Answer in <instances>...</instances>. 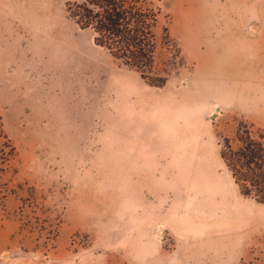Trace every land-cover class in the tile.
Returning <instances> with one entry per match:
<instances>
[{
  "label": "rangeland",
  "instance_id": "rangeland-1",
  "mask_svg": "<svg viewBox=\"0 0 264 264\" xmlns=\"http://www.w3.org/2000/svg\"><path fill=\"white\" fill-rule=\"evenodd\" d=\"M72 1L0 0V264H264V204L219 155L264 131V0H147L162 87Z\"/></svg>",
  "mask_w": 264,
  "mask_h": 264
},
{
  "label": "trees",
  "instance_id": "trees-1",
  "mask_svg": "<svg viewBox=\"0 0 264 264\" xmlns=\"http://www.w3.org/2000/svg\"><path fill=\"white\" fill-rule=\"evenodd\" d=\"M66 13L80 30L90 31L93 44L113 60L139 73L153 87L165 85L168 75L157 73L155 68L159 11L147 0H73L66 4ZM163 40L172 63L183 62L167 30L163 31ZM251 128L240 123L234 133L236 146L223 138L219 155L239 193L264 204V131L253 133ZM4 140L7 148L8 140ZM9 150L11 154L14 151Z\"/></svg>",
  "mask_w": 264,
  "mask_h": 264
},
{
  "label": "bare ground",
  "instance_id": "bare-ground-1",
  "mask_svg": "<svg viewBox=\"0 0 264 264\" xmlns=\"http://www.w3.org/2000/svg\"><path fill=\"white\" fill-rule=\"evenodd\" d=\"M37 38H38V36H37ZM41 38V37H40ZM40 38H38V40L37 41H39V39ZM46 38V37H45ZM49 39V38H48ZM41 41H42V39H41ZM47 41V40H46ZM44 42V41H43ZM41 43V42H40ZM42 44V43H41ZM52 44V43H51ZM53 47V46H52ZM96 47V46H95ZM46 49V48H45ZM54 49V48H53ZM55 51V50H54ZM46 53V52H45ZM56 56H58V55H56ZM70 68V67H69ZM71 70H73V69H71ZM71 70H70V75H72L71 74ZM75 70V76H74V74H73V76L77 79V80H79L80 79V76H79V72H80V70L79 69H74ZM67 71V70H66ZM67 73V72H66ZM69 74V73H68ZM64 76H66V74L64 75ZM67 76H69V75H67ZM71 77V76H70ZM66 78V77H65ZM73 78V77H72ZM61 81V80H60ZM62 81H66V82H64V84L66 83V85L68 84V82L70 81L71 82V80H68V82H67V80L65 79L64 80V77H63V80ZM74 82V81H73ZM75 84H77L78 83V81H77V83L76 82H74ZM70 84V83H69ZM74 84V85H75ZM82 84V83H81ZM74 85L73 84H71V87L73 86L74 87ZM76 88H78L77 86H76ZM68 90H70L69 88H68ZM72 91V90H71ZM77 92V91H76ZM95 93H97V92H95ZM76 95V94H75ZM85 95V94H84ZM74 97H77V95L76 96H74ZM73 97V98H74ZM78 99V98H77ZM218 108V107H217Z\"/></svg>",
  "mask_w": 264,
  "mask_h": 264
}]
</instances>
